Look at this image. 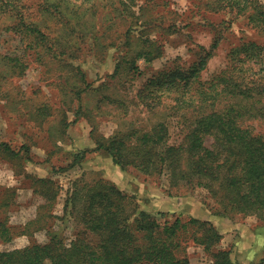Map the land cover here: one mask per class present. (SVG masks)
I'll list each match as a JSON object with an SVG mask.
<instances>
[{"label":"trees","instance_id":"trees-1","mask_svg":"<svg viewBox=\"0 0 264 264\" xmlns=\"http://www.w3.org/2000/svg\"><path fill=\"white\" fill-rule=\"evenodd\" d=\"M155 1L0 0V30L13 34L21 45L16 54H1V61L11 76L18 77L24 76L33 62L49 72L70 69L73 76L68 81H74L79 103L76 113L91 126L96 145L91 152L108 153L122 170L167 176L172 186L205 188L220 198L224 208L264 220V136L249 124L264 119V42L242 39L230 49L225 68L206 79L203 72L222 41L220 33L226 31L216 28L214 43L209 48L201 46L198 61L188 64L179 60L160 70L133 97L116 82L105 79L97 86L88 82L85 72L73 63L85 51L98 47L97 24L92 18L101 7L111 6L110 21L120 19L126 26L122 35L127 49L109 78L121 86L125 73L139 72L140 59L152 62L162 57L163 46L157 41L147 37L134 49L136 43L129 37L134 25H142L133 8L141 10ZM207 7L225 13L229 26L247 18L264 38V0H208ZM109 89L115 90L116 96L108 93ZM92 94L99 97L95 109H117L113 117L118 128L108 137L97 133L94 108L86 103ZM46 106L33 115H50ZM132 112L138 113L128 117ZM174 126L181 135L179 142L172 141ZM89 152L74 154L72 165ZM22 153L0 140V154L17 159ZM31 178L34 191L46 201L44 207H53L61 187L50 178ZM13 196L11 191L0 206L9 207ZM61 220L79 224L72 240L67 242L60 230H49L45 243L0 251V264H191L181 242V234L189 229L193 241L212 253L213 264H236L229 250L214 251L223 236L212 221L190 218L186 222L177 217L171 222L165 213L158 218L141 208L135 194L104 178L73 181ZM14 235L8 218L0 219V239L10 242Z\"/></svg>","mask_w":264,"mask_h":264},{"label":"rangeland","instance_id":"rangeland-1","mask_svg":"<svg viewBox=\"0 0 264 264\" xmlns=\"http://www.w3.org/2000/svg\"><path fill=\"white\" fill-rule=\"evenodd\" d=\"M167 1L169 4L166 6ZM142 2L145 0H139V4ZM155 2L150 6L144 5L141 10L139 6L133 8L142 25H134L129 37L136 43L134 49L139 48L137 43L147 37L157 41L163 46V56L152 62L140 59L137 62L139 72L125 73L120 78L121 86L110 79L117 60L127 49L124 44L126 36L122 35L126 26L120 19L110 21L112 6L101 7L96 18H92L97 24L94 33L99 35L98 47L85 51L80 60H73L85 72L88 82L96 86L105 79L116 82V86L123 87L133 97L148 78L160 70L174 66L179 60L188 64L198 61L202 54L201 46L209 48L214 43L216 28H226V31L223 35L220 33L222 41L203 72L206 79L225 68L230 49L242 39L264 42L247 18H240L229 26L225 13L208 9V0ZM49 23L56 25L54 20ZM61 28L58 26V30ZM19 51L18 39L0 30V55ZM71 76L72 72L67 67L49 72L35 62L29 65L24 76H11L0 58V140L23 152L17 159L0 154V202L11 195V191L14 194L9 207L0 206V219L7 217L15 233L10 242L0 239V251L22 248L34 242L45 243L49 240L48 231L53 229L63 232L67 242L72 240L80 229L79 224L73 220L63 224L61 220L71 183L81 177L89 182L104 178L135 194L141 208L158 218L165 213L171 222L177 217L186 222L190 218L212 221L223 236L214 251L229 250L236 264H264L263 219L255 214L224 208L220 198L213 197L205 188L172 186L167 176L122 170L108 153L91 152L96 147L90 135L91 126L76 113L79 103L74 96V81H68ZM108 93L116 96L113 89ZM97 98L89 95L86 103L94 108L97 133L108 137L118 128L113 117L116 108L104 106L100 110L95 109ZM44 105H48L45 109L50 111V115L35 117V110ZM130 108L134 107L131 105ZM249 124L256 133L264 136V119H255ZM172 133V141L179 142L181 135L176 126ZM210 142L212 139L207 144ZM84 150L90 152L72 165L74 154ZM31 177L50 178L61 187L53 207H44L46 201L34 191ZM28 222L34 223L27 226ZM192 236L191 229L181 234L183 254L188 256L191 264H213L212 253L195 243Z\"/></svg>","mask_w":264,"mask_h":264}]
</instances>
